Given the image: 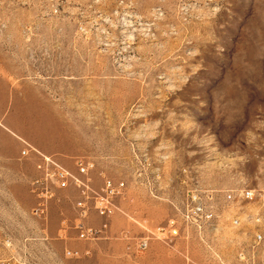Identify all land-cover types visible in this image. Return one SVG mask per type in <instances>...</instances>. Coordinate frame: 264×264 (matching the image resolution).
<instances>
[{
	"label": "rangeland",
	"instance_id": "1",
	"mask_svg": "<svg viewBox=\"0 0 264 264\" xmlns=\"http://www.w3.org/2000/svg\"><path fill=\"white\" fill-rule=\"evenodd\" d=\"M39 120L126 183L133 227L119 238L135 261L148 251L137 240L180 219L198 188L264 192V0H0V264H21L22 242L38 239L21 151L40 149ZM217 211L204 239L151 243L173 264H264V210L222 197Z\"/></svg>",
	"mask_w": 264,
	"mask_h": 264
},
{
	"label": "built area",
	"instance_id": "2",
	"mask_svg": "<svg viewBox=\"0 0 264 264\" xmlns=\"http://www.w3.org/2000/svg\"><path fill=\"white\" fill-rule=\"evenodd\" d=\"M34 155L39 159L36 165L38 175L29 182L31 194L37 199L38 204L32 210V215L43 218L47 215L49 205L56 199V191L75 188L80 193V199L75 204L79 222L72 226L77 231V238L84 242H97L104 239L109 230V222L102 224L101 228L86 225L92 210L105 219L109 220L119 209L116 200L122 198L126 191L124 181H115L103 173L99 174L101 184L95 185L92 174L96 171V164L92 160L78 159L75 162L76 172L71 171L57 158L46 156L29 145L22 151L24 158ZM228 205L245 203L255 205L264 210V192L242 190L238 193L218 191L198 188L190 196L186 197L182 205L177 210L180 219H171L167 226L158 229L150 236L142 237L135 243L136 251L146 252L151 241H159L169 245L170 240L185 237L191 229L198 237L204 239L208 232L215 230L219 215L217 205L221 198ZM245 220L250 224H260L263 221L260 213H249L245 215ZM234 227H239L241 219L234 216L232 220ZM71 227L68 226V229ZM203 241V240H202ZM264 242V236L260 231L254 234V243L259 246ZM66 255L77 258L79 252L67 251ZM186 264H195L186 259Z\"/></svg>",
	"mask_w": 264,
	"mask_h": 264
},
{
	"label": "crops",
	"instance_id": "3",
	"mask_svg": "<svg viewBox=\"0 0 264 264\" xmlns=\"http://www.w3.org/2000/svg\"><path fill=\"white\" fill-rule=\"evenodd\" d=\"M28 120L32 121L33 119L29 117ZM39 123H42L46 127L47 131L43 134L36 129ZM31 125L34 136L37 137L35 142L40 149L29 143L25 144L46 156L57 158L62 165L73 172H76V160L86 159L94 161L96 171L93 172L92 178L95 185L99 186V180L97 179L99 175L98 162L93 158L76 156L74 152H71L68 149L69 143L65 136L57 132L59 128L56 124L52 121L39 120L33 122ZM25 159L34 161V174L29 178L30 182L38 175L36 165L39 159L34 155H30ZM79 199L80 193L75 188L56 191V199L50 203L47 215L36 219V235L38 239L31 241L26 237L24 242H22V247L26 248V255L24 251L21 264H173L176 261L178 255L174 251L156 242L150 243L148 251L135 261L129 257V252L132 248L128 246L126 241L119 238L123 230L133 227L124 216L128 209L123 201V197L116 200V206L119 210L109 220L101 218L95 210H92L88 219L84 222L86 225L98 229L101 228L103 223L109 222V230L106 232V237L97 242L79 241L77 231L72 228L73 225L80 221L75 209V204ZM28 202L26 210L32 212L37 206L38 201L31 194L28 197ZM68 226L71 228L68 229ZM29 234L28 232L26 236H29ZM49 236L52 239H48ZM68 250L79 252L81 256L79 258L69 257L66 255ZM34 254H36L35 261L31 256Z\"/></svg>",
	"mask_w": 264,
	"mask_h": 264
},
{
	"label": "bare ground",
	"instance_id": "4",
	"mask_svg": "<svg viewBox=\"0 0 264 264\" xmlns=\"http://www.w3.org/2000/svg\"><path fill=\"white\" fill-rule=\"evenodd\" d=\"M125 32V31H124ZM128 33V32H127ZM129 40V39H128Z\"/></svg>",
	"mask_w": 264,
	"mask_h": 264
}]
</instances>
